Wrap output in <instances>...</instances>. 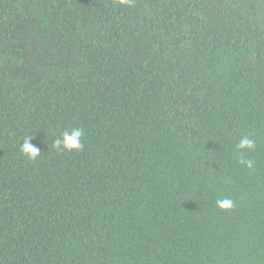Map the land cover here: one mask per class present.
Listing matches in <instances>:
<instances>
[{
    "label": "trees",
    "instance_id": "16d2710c",
    "mask_svg": "<svg viewBox=\"0 0 264 264\" xmlns=\"http://www.w3.org/2000/svg\"><path fill=\"white\" fill-rule=\"evenodd\" d=\"M0 264H264V0H0Z\"/></svg>",
    "mask_w": 264,
    "mask_h": 264
},
{
    "label": "clouds",
    "instance_id": "9594fccd",
    "mask_svg": "<svg viewBox=\"0 0 264 264\" xmlns=\"http://www.w3.org/2000/svg\"><path fill=\"white\" fill-rule=\"evenodd\" d=\"M84 136V130L80 127H74L70 131L62 130L59 136L53 141V147L63 149L66 151L80 150L83 148L81 138ZM31 137L26 136L22 143H20L19 150L25 154L29 159H35L40 154V149L30 143ZM236 147L240 150L253 149L255 141L249 136L245 135L239 139ZM238 163L252 168L254 162L250 159L245 160L242 156L238 159ZM217 207L220 209L228 210L234 207V201L230 198H223L216 201Z\"/></svg>",
    "mask_w": 264,
    "mask_h": 264
}]
</instances>
